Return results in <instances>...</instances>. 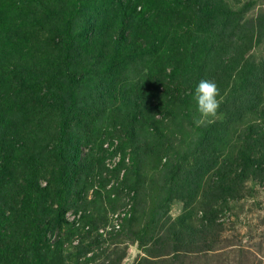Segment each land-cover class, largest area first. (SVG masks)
<instances>
[{
  "label": "rangeland",
  "instance_id": "rangeland-1",
  "mask_svg": "<svg viewBox=\"0 0 264 264\" xmlns=\"http://www.w3.org/2000/svg\"><path fill=\"white\" fill-rule=\"evenodd\" d=\"M61 3L65 7L64 12H70L78 7L79 21L89 14L91 16L97 14V29L90 20L88 25L83 23L91 32V38L77 49L78 51L72 52L67 62L69 72L81 73L89 69L88 62L93 63L97 54L107 51L110 38L116 35L115 32L103 37L100 35L103 23L112 19L116 4L113 0H65ZM226 4V8L234 13L231 19L233 28H231L232 32L229 30V37L225 36L222 41H218L220 46L216 56H220L223 46L232 43L233 47H237V52L231 49L236 53L235 56L251 55L253 63L262 62L264 65V0H226ZM20 6L21 9L32 10L35 18L41 19V22L44 20L43 22L47 24L46 27L37 28L39 36L31 37L29 43L32 46L31 65L38 66L36 68L41 73L42 82L39 86L44 88V85L46 83L49 85L58 73L57 70H51L48 63L53 61L52 56L58 51L42 34L47 33L48 27L54 29L61 21L63 22L66 15L61 13L62 9H58L61 6L59 0H25ZM45 12L51 15L47 18L43 17ZM20 18L23 19L21 24L30 21L29 15L24 10L20 11ZM175 21L176 19L171 17L161 23V26L156 25L155 30H158V27L165 29L164 25H166L169 31H175L170 28ZM177 23L178 21L175 24ZM24 29L25 27L22 31ZM171 31L169 34L172 33ZM125 35L126 42L130 44L133 42L136 47L143 45L144 38L139 34L133 36L132 33L127 32ZM35 43L38 47L37 52H35ZM186 47V55L189 57L192 47L191 45ZM129 56L134 57V53H130ZM162 57L158 59L155 54L149 57V65L151 64L153 72L149 69L147 72L143 71L144 66L135 60L115 62L107 77L109 82L103 83L105 88L110 87L109 92L102 97L94 99L91 97L92 92L87 91L82 85L75 88L71 109H75V113L68 127L72 133L81 136L78 141L80 159L76 169L83 188L80 189L79 194L76 188L72 189L70 192L72 195L62 201L64 218L68 224L46 229L44 240L35 244L36 248L47 245L42 250L44 264H105L122 255L124 258L120 264H264V179L248 175L239 182V186L234 188L233 192L229 190L237 167L228 157L229 150L226 149L228 144H221L223 153L219 152L220 143L215 144L217 148L211 147V143L213 145L211 140L221 131L218 128L208 130L206 122L210 118L202 117L196 109L193 95L195 87L190 90L185 83L180 84V95L188 94L190 101L188 107L182 109L179 108L180 104H177L178 106L169 104L174 114L168 112L166 113L168 116L163 119L167 144L170 146L169 155L157 160L156 156L143 152L138 154L137 163L131 159L127 134L140 132V125L133 122L131 127L125 124L124 120H117L116 106L124 107L122 98L127 99L134 94L138 95L139 101L143 104L151 102L149 97L153 91L156 93L157 87L154 72L160 71L155 64L159 63ZM74 59H80L82 62L75 68ZM11 62L14 64V58ZM57 62L58 59L56 64ZM168 69L169 67L166 71ZM259 69H263L262 65ZM6 70L4 66L5 73ZM222 70L223 82L230 83L235 67L227 65L226 69L223 67ZM258 72L255 73V77L259 81L262 75ZM63 79L65 80V78L61 80ZM174 86L171 87L175 89ZM259 87L264 99V85L261 84ZM105 88L102 85L99 96L107 92L108 89ZM250 90V87H239L237 92L240 93L238 97L233 96L230 110L225 112L217 110V118H236L229 125L233 129H237L241 124H249L254 130L259 131L264 121L262 122L258 117L257 107L263 109L261 112L264 114V100L259 104L255 102L257 106L254 109L252 103L255 98L251 92H248ZM49 91L44 90L46 96H49ZM93 94L97 96V93ZM54 100L56 101L57 98ZM130 110L137 109L131 107ZM185 110H189L188 116H185ZM160 115L156 112L155 117L160 118ZM262 117L264 118V115ZM52 121L43 120L39 130L40 137L37 140L33 138L34 141L28 140L29 145L34 146L35 150L46 151L43 145L53 133L55 120ZM144 129L145 133L143 130L141 132L147 135L151 130L148 122L144 125ZM203 131L204 134H209L207 137L210 147H198V139ZM210 131H212L211 135ZM235 137L237 132L235 135L230 132V140L235 141ZM123 146L125 155L123 161H120L122 153L120 149ZM34 149L29 153L32 154ZM168 159L177 170L179 165L176 164L181 160L182 164H179L184 166V173L178 172L177 175H172L169 171L174 168L162 169L165 160L168 162ZM50 165L51 162L45 165L46 172L40 179L41 185L45 184L48 175L50 177V169H48ZM214 180H220L221 190L217 193L211 189ZM3 200L4 197L0 196V202ZM9 201L10 206L12 202ZM197 202L200 204L209 202L208 210L214 219V224L207 226L204 238L199 236L196 238L203 239L201 246L207 245L210 239L213 243L208 245L210 251L203 250L204 257L201 260L195 258L198 253L189 252L187 255L183 251L190 245L187 236L189 225L194 226V231L201 230V224L206 225L201 219ZM52 206L55 207L56 204ZM2 210L0 235L3 234L4 237L0 238V246L9 241L7 247L13 249L12 253L20 245H29L34 226L18 230L13 218L9 217L10 210L4 207ZM153 214L161 218L160 223H157L160 227H154V232L149 233L150 218ZM180 219L184 224L177 226V221ZM141 226L142 230L148 226L143 236H140L139 231L136 232L137 234L134 232ZM168 227L174 230L182 229L178 237L181 242L175 244L174 239L169 237ZM40 229L43 232V228ZM173 244L180 253L177 256L170 255L168 260L163 255L174 249ZM145 248L148 251L144 252ZM192 248L197 250L199 245H193ZM12 254L6 259L0 258V264H26L21 258L13 259Z\"/></svg>",
  "mask_w": 264,
  "mask_h": 264
},
{
  "label": "trees",
  "instance_id": "trees-1",
  "mask_svg": "<svg viewBox=\"0 0 264 264\" xmlns=\"http://www.w3.org/2000/svg\"><path fill=\"white\" fill-rule=\"evenodd\" d=\"M24 1L0 0V196L4 197L3 202H0V217L4 207L10 210L9 217L13 218L16 229L31 228L33 225L34 230L30 234V244L20 245L12 252L13 254L11 253L13 249L7 247L9 241H6L4 245L0 246V258L6 259L12 254L14 255L13 259L21 258L25 260L26 264H44L42 250L47 245L44 244V246L36 248L35 244L44 240L46 229L68 224L64 218L65 210L62 201L72 195L70 193L72 189L76 188L77 194H79L80 189L83 188L82 180L77 177L76 169L80 159L78 141L81 136L72 133L68 127V123L75 113V109H71L77 86L82 85L87 91H91V97L94 99L102 97L109 92L110 87L105 88L103 83L109 82L107 77L115 62L135 60L144 66L143 71L147 72L149 69L153 72L151 64L149 65V57L154 54L158 59L165 56L155 64V67L158 66L160 71L154 72L157 87L156 93L153 91L149 97L151 102L143 104L139 101L138 95L134 94L127 99H125L126 97L122 98L124 107L116 106L117 120H124L123 122L131 127H133V122L140 125V132L127 134V141H130L127 146H130L131 149L129 154H131L132 161L137 163L139 161L138 154L143 152L156 156L157 160L169 155L170 146L167 144L163 119L168 116L166 115L168 112L174 114L169 104H180L179 108L184 109L190 102L188 94L180 95V84L185 83L186 87L191 90L195 87V83L202 79L214 81L219 89L220 106L218 110L221 112L230 110L234 100L233 96L240 93L237 92L239 87H250L251 90L248 92H251L255 98L252 103V107L255 109L257 106L255 102L259 104L264 100L259 92V86L264 85V65L262 62L253 63L251 55L235 56L236 53H233L231 49L237 52V47H233L232 43L223 46L220 56H216L220 46L218 41H222L225 36L229 37V30L232 32L231 28H233L231 19L234 17V13L226 8V0H113L116 6L112 12V19L106 20L100 30L102 37L112 32L116 34L113 38L109 37L110 43L107 51L97 54L93 63L88 62V70L81 73L69 72L67 62L70 54L78 51L77 49L91 38V32L84 24L88 25L90 20L97 29L98 20L97 14L93 16L89 14L79 21L77 13L80 9L77 7L70 12H64L65 7L61 2H65V0H59L61 6L58 9L63 10L61 13H64L66 18L54 29L48 27L47 33L42 34L48 43L58 51L52 56L53 61H48L51 70H57L58 73L54 76V80L49 85L46 83L43 88L39 86L42 82L41 73L36 68L38 66L31 65L32 46L29 43L31 37L39 36L37 28L41 29L47 24L43 22L44 20L41 22V19L35 18L32 10L21 9L20 5ZM43 8L46 9L44 6ZM22 10L29 15L30 21L21 24L23 19L20 18V11ZM45 13L43 17L47 18L51 15ZM171 17L178 21L177 25L176 21L171 24L172 26L168 25L175 31L170 30L172 33L169 34L170 31L166 25H164L165 29L158 27V30H155L156 25L161 26V23ZM23 27H25L24 31H22ZM127 32L132 33L133 36L139 34L143 37V45L136 47L133 42L131 44L126 42L125 34ZM102 43L104 44V41ZM188 45L192 47L189 57H187V49H185ZM37 50L38 47L35 43V52ZM132 52L134 57L129 56ZM13 58L14 64L11 62ZM56 59H58L57 64ZM80 63H82L80 59H74V68ZM227 65L235 67V73L230 83L229 81L223 82L221 78L222 68L226 69ZM261 65L263 69H259ZM4 66L7 68L6 73ZM168 67L169 69L166 71ZM257 72L262 75L259 77L260 82L255 77ZM61 77L65 80L62 81ZM102 85L108 90L99 96ZM172 85H175V89L171 87ZM106 86L108 85L106 84ZM46 89L50 90V97L46 96L44 92ZM51 90L55 93H52ZM93 93H97V96ZM54 98L57 100L55 101ZM131 107L137 110H130ZM261 111L263 109L257 107L258 117L263 122L264 114ZM156 112L161 114L160 118L155 117ZM188 115L189 110H185V116ZM209 118L210 120L206 122L208 130L218 128L221 131L211 140L213 142L211 147L216 146L217 148L218 146L215 144L220 143L219 152L223 153L221 144H228V146L226 145V149L229 150L228 157L237 167L229 190L233 192L234 188L239 186V182L248 175L264 179V123L259 131L254 130L249 124H241L237 129H233L229 125L236 118H217V116ZM45 119H48L49 122L55 120V123L52 121L53 133L44 143L43 148L46 151L43 152L41 149L35 150L34 146L29 145L28 140L34 141L33 138L37 140L40 137L41 122ZM147 122L151 130L146 135L141 131L143 130L145 133L144 125ZM230 132L232 135L237 132L235 141L230 140ZM204 133V131L200 133L198 147H210L207 137L209 134ZM211 133L212 131H210V135ZM33 149V153L30 154L29 152ZM124 149V146L120 149L122 151L120 161L124 159ZM50 162L51 165L48 168L50 177L48 175L45 184L41 185L40 179L46 172L45 165ZM181 162L179 160V163ZM179 163L176 164V166L179 165V170H177L173 163L170 164L169 159L168 162L165 160L162 169L174 168L170 170L171 172L169 171L170 174L177 175L178 172L183 174L184 166H180ZM235 179L236 182H234ZM213 182L211 189L217 193L221 190L220 180ZM11 192L13 193L10 194ZM9 200L12 202L10 206L8 205ZM52 204H56V206L54 207ZM196 204L200 207L201 219L205 221L206 225L201 224V230L197 229L196 231L193 230L194 226L190 227L189 225L187 231L189 244L192 247L199 245V248L194 250L189 245L188 249L184 248L183 251L187 255L189 252L198 253L194 256L201 260L204 257L203 250L210 251L208 245L213 243L210 239L207 245L201 246L203 239L196 238L197 236L204 238L207 226H212L214 219L208 210L209 202L204 204L197 202ZM160 219L159 215L153 214L150 218L149 230L151 231L149 233L154 232V227H160V224H157L160 223ZM183 224L182 219L177 221V226ZM170 227L167 229L169 237L174 239L175 244L181 242L182 240L178 237L181 235L182 229L175 228L174 230ZM40 228H43V232ZM147 229L148 226L145 230H142L141 226L134 232L137 234L136 232L139 231L140 236H143ZM3 237V234L0 235V238ZM114 237L117 238V236ZM154 242L157 243L156 240ZM175 244H173L175 247L170 246L174 247L173 250H169L163 255L168 260L170 255L177 256L180 253ZM146 251H148L147 248L144 249V252ZM123 258V255L118 256L112 262L109 261L105 264H120Z\"/></svg>",
  "mask_w": 264,
  "mask_h": 264
},
{
  "label": "clouds",
  "instance_id": "clouds-1",
  "mask_svg": "<svg viewBox=\"0 0 264 264\" xmlns=\"http://www.w3.org/2000/svg\"><path fill=\"white\" fill-rule=\"evenodd\" d=\"M194 99L197 111L204 118L215 117L220 106L219 89L212 80H200L194 89Z\"/></svg>",
  "mask_w": 264,
  "mask_h": 264
}]
</instances>
